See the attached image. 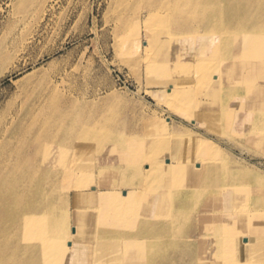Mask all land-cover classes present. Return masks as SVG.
Wrapping results in <instances>:
<instances>
[{
    "label": "bare ground",
    "instance_id": "1",
    "mask_svg": "<svg viewBox=\"0 0 264 264\" xmlns=\"http://www.w3.org/2000/svg\"><path fill=\"white\" fill-rule=\"evenodd\" d=\"M27 1L12 3L18 8ZM118 2L133 20H116V31L132 56L142 55L149 83L169 88L168 101L176 100L188 117L215 106L229 137L241 136L246 146L262 150L264 0ZM186 41L192 45L187 51ZM23 44L0 46V79L21 75L8 111L0 112V264H264V247L258 252L250 241L264 234V192L253 188L248 195L240 177L260 183L257 172L238 168L240 174L230 172L222 183L215 158L184 159L180 147L190 131L167 133L161 123L148 125L136 143L141 147L116 167V152L104 150L119 140L110 133L86 138L85 120L73 131L83 119L77 98L58 91L57 75L34 68L35 61L27 70L20 63ZM239 46L238 54H230ZM211 52L219 56L217 64L200 59ZM207 73L216 77L207 94L212 102L189 88L202 86L200 76ZM163 132L171 151L169 140L161 142ZM137 149L147 163L150 202L134 191L140 185L135 177H112L133 166ZM165 199L175 201L160 208ZM192 213L201 215L199 238L176 242L188 234ZM237 234L244 237H231ZM159 243L177 244L170 258L157 250ZM224 243L233 247L224 249Z\"/></svg>",
    "mask_w": 264,
    "mask_h": 264
},
{
    "label": "rangeland",
    "instance_id": "2",
    "mask_svg": "<svg viewBox=\"0 0 264 264\" xmlns=\"http://www.w3.org/2000/svg\"><path fill=\"white\" fill-rule=\"evenodd\" d=\"M13 1L0 0V46L12 48L14 45L24 43L20 48L24 59L20 63H27V70L31 69V63L35 61L34 68L41 69L42 73L46 71V74L57 75L58 91L67 94L72 92L77 98L78 108L82 111V122L80 121L73 131L79 130L85 120L88 129L86 138L96 140L110 133L112 138L119 140L118 145L104 150L106 154L116 152L119 158L115 161L116 167L123 159L126 160L125 158H128L136 147H141L136 143L138 141L139 144V140L147 136L148 125L161 123L166 127L167 133L170 128L190 131L188 137L183 140L184 144H180L184 159L188 162L197 161L200 156L215 158L214 165L220 170L216 176L224 184H227L230 172L240 174L238 168L255 171L263 178L262 182L255 183L257 181L253 176L242 173L240 177L244 178L241 180L248 184V195L249 190L254 192L253 188H259L264 192V148L260 150L252 144L246 146L241 136L229 137L220 125L218 108L215 106L207 108L201 116L188 117L180 108L175 107L176 100L171 103L168 101L171 92L168 91L169 88L149 83L150 77L145 72L142 55L139 54V58L132 56L116 31V20L121 18L130 22L133 20V14L130 16L127 6L123 9L122 2L28 0L17 8ZM190 42L193 44L191 40ZM143 43L144 36L141 34L140 44ZM191 43L185 42L186 51L192 48ZM239 49L240 46L232 48L230 54H238ZM191 57L185 55L184 60L190 61ZM218 58L219 56L214 52L205 53L200 57L204 62H216V64L219 62ZM230 58L231 56L228 59L231 60ZM20 76L13 73L0 79L1 113L8 111L11 95L20 86L16 81ZM214 77L211 73L201 74L199 81L202 86L197 87L196 84L191 83L192 87L189 88L192 93L196 90L212 102L207 94L210 93V86L214 84L213 80L216 78ZM167 133L163 132L159 137L162 139L161 142L163 139L169 140L166 145L171 151L172 142ZM157 136L158 134L156 138ZM146 164L144 153L137 149L133 166L118 168L112 177H135L140 185H136L134 191L137 190L136 192L141 194L140 199L150 202ZM230 167L236 170H231ZM104 171L107 173V168ZM174 201L165 199L158 205L166 209ZM196 213L188 217V223L184 227L188 234L176 242L194 243L199 238L203 224L200 222L201 218L197 217L201 215ZM263 236L264 234L260 233L255 236L256 239H250L251 244L256 245L254 249L258 252L264 247ZM231 237L244 236L237 234ZM241 241L240 243L243 244ZM227 245L229 244L224 243V249L233 247ZM233 245L237 248L239 246L237 243ZM176 246L175 243L172 248H167L163 243H159L156 248L165 252L166 258H170L171 251ZM196 252H200V249ZM259 255L264 256V251Z\"/></svg>",
    "mask_w": 264,
    "mask_h": 264
}]
</instances>
